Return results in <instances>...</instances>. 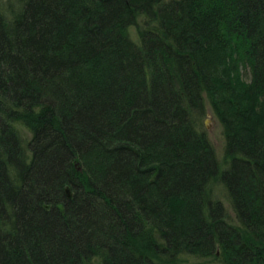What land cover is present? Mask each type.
Wrapping results in <instances>:
<instances>
[{"label": "trees", "instance_id": "trees-1", "mask_svg": "<svg viewBox=\"0 0 264 264\" xmlns=\"http://www.w3.org/2000/svg\"><path fill=\"white\" fill-rule=\"evenodd\" d=\"M191 257L264 264V0H0V264Z\"/></svg>", "mask_w": 264, "mask_h": 264}, {"label": "rangeland", "instance_id": "rangeland-1", "mask_svg": "<svg viewBox=\"0 0 264 264\" xmlns=\"http://www.w3.org/2000/svg\"><path fill=\"white\" fill-rule=\"evenodd\" d=\"M202 123L206 131V136L215 151L216 157H221L222 148H223V138L221 135V126L218 120L213 115L212 110L208 106V104L206 105V110L202 118ZM189 262L190 264H219L218 261H216L212 257H209V258L191 257L189 259Z\"/></svg>", "mask_w": 264, "mask_h": 264}]
</instances>
